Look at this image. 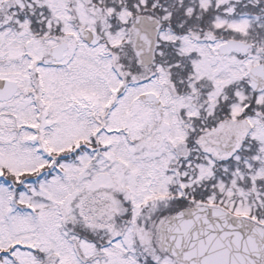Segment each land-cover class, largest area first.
Listing matches in <instances>:
<instances>
[{"label": "rangeland", "instance_id": "obj_1", "mask_svg": "<svg viewBox=\"0 0 264 264\" xmlns=\"http://www.w3.org/2000/svg\"><path fill=\"white\" fill-rule=\"evenodd\" d=\"M2 1L0 0V3ZM226 1L215 0L214 7L227 4ZM41 2L48 5L51 12L49 15L51 18L45 21L46 29H51L48 32L56 34V25L59 22L61 24L60 31L63 34L58 36L59 38L45 37L42 40L35 38L36 40L30 41L32 32L29 29V23L26 24L25 21H20L19 19H16L17 28L14 32L6 30L4 35L6 46L1 55L5 59L6 70L17 74L16 78L20 81V88L16 99L10 101V107L3 111L0 118V174L7 173L14 177L32 176L46 163L44 157L35 151V146L32 144L34 140L33 133L26 129L27 125L37 126L34 122V104L27 92L29 83L26 76V66L28 64L26 54L31 53L38 59L47 60L49 59L48 49L53 42L66 39L71 48L66 53V55L69 54L66 67L70 79L68 84L69 95L74 96L71 99V103L79 106L80 110H77L76 107L70 109L67 106V100L60 101L54 97L51 91L54 89L55 83L60 80V73L43 67L41 69L45 86L43 106L48 116L47 119L54 121L56 119L58 120L57 122H60V125H53L51 122V125L49 124L48 127L44 128L46 146L55 154L61 153L66 143L71 142L77 134L87 133L89 129L95 126L93 121L89 120L91 116L89 112L96 110L102 113L101 118L98 117L96 122L98 124L102 120V147L106 149H102L100 166L87 168L86 170V183L85 185L83 183V185L87 187V192L90 195L96 194L100 197L104 195L102 200L107 199L109 201L110 199L104 194V191H110L109 189L115 187L116 193H123L125 188L130 187V184H134L136 185L133 196L135 206L145 204L151 207V211H154L156 205H160V203L165 205L163 197H167L171 193L169 185L174 183L172 179L173 173L169 175V170L166 169L167 164L163 159V153H160L155 148V142L153 144H148L147 142L143 144V141L149 140L151 136L141 134L144 132L142 125L146 121V117H153L156 111L148 105H142L137 100L140 93L151 90L165 102L168 112L175 111V104L168 97V81L165 79L163 72L160 70V73L148 85H131L120 97H114L112 104V100L109 97L112 93L119 90L120 84L118 78L110 69V59L106 51L108 44L118 46L125 69L132 74L131 76H140L142 72L133 67L135 57L132 54L130 44H127L128 38L126 37L124 26L115 27L110 23V19L103 20L100 17L92 16L87 12L84 5L78 3L76 5L77 19H74L79 22V27L94 28L95 26L102 39L101 44L92 49V47L80 41L78 30H75V25L73 24V17L66 9L64 0H42ZM182 2L184 3L186 15H190L196 10L195 15L205 16V13L211 7L210 0H185ZM9 3L7 2L5 6ZM194 4L197 5L195 9H193ZM7 9L9 8L7 7L5 10ZM225 12L228 13L227 17H220L216 14L208 17L211 21L208 19L198 20L210 22L212 30H219V34H221V30L226 28L233 32V34L230 33L231 36L239 33L241 37H247L252 32L255 35H259L258 30L255 28L259 24H254V20L244 17H233L232 19L229 17L234 12V7L229 2ZM162 16H172V14L166 13ZM8 18H12L9 15V10L0 15V19L5 20ZM122 21L125 23V16H122ZM260 33L264 36L263 32ZM161 34L163 42L171 43L172 48L177 47L181 53L188 51L196 53L195 58L192 60V66L197 70L207 68V61L203 59L206 53H210L211 48L215 50L219 43V38H213L212 36L209 37V41L203 42L190 39L188 35L179 36L172 34L169 30H165ZM27 41H29L28 45ZM263 57L264 42L259 44V46L256 44L253 50L245 56V73L252 65L260 62ZM221 63L213 65L211 73L208 75L212 78L213 84L227 78L228 74L220 73V70L217 75L219 66L224 64L225 67L228 64L227 61H221ZM150 68L154 69L153 67ZM130 70L134 71L130 72ZM246 96H249V94ZM263 99V95L259 96L258 99H255V102L258 104V101L262 102ZM77 112L83 117H77ZM68 113L70 117L66 116ZM75 118H79V120L76 121L74 120ZM170 118H172V114L171 116L168 114V119ZM169 121H172V119ZM252 123L255 124V121L252 120ZM106 127L107 129L118 130L117 137H114L111 143L110 138L104 134ZM149 127V125L146 126V128ZM127 129L131 133L132 144H130L131 141L129 143L125 139L126 136L122 132ZM159 129L163 135L168 133V136L174 139L177 138L174 124L170 126L167 132L162 131V127ZM254 129L252 133L258 135L261 143L258 157L264 163V127L259 124ZM68 130L70 131L67 132ZM249 136L252 138L251 133ZM165 146L164 148L168 149L167 161L168 164H171L174 159L173 150L169 151L171 147ZM172 147L174 148V146ZM45 156L49 158L48 153ZM110 158L112 163L116 162L118 164V173L115 171L114 163H110ZM86 164H89L88 156H86ZM165 165L166 167H164ZM112 169L114 171H111ZM213 169H216L215 165ZM127 170H134L136 172L135 177L143 173L138 178L142 179L139 181L130 177V183H128L125 175L122 174L128 173ZM227 171L228 169H222V174L227 176ZM215 174L214 170L212 184L204 191L203 197L199 195L193 198L191 196V203H206L210 206H218L231 215L250 218L261 225L257 217L258 208L264 206V195L260 192L255 182L256 179L264 178V168H261V166L258 169L256 168L251 176V183L248 184L246 181L239 182L237 179H231V177H228L227 181H225L222 177H216ZM182 176L184 177V183L182 182L181 190L188 195V191L185 188L194 187V184L198 183L190 182L191 180L186 179L185 175L181 173ZM39 180L36 186L29 185V189H26L28 192L23 191L20 193L16 204H13L9 198L7 187L0 184V240L3 239V241L9 243L20 242L39 249L47 255V258L51 259L47 264H137L130 252L128 254L124 252V244L127 246L131 244L130 234L128 238L126 236L125 239L118 240L104 249L101 255H95L97 250L94 248L93 243L86 239L77 238L76 234L72 233L71 235V231L67 233L64 227L65 223L71 221L75 225L82 222L76 215L75 205L82 202V207L85 206L86 199L76 198L82 195L80 194L81 190L77 191L76 196L70 193L72 191L70 184L66 183L57 172L44 178L41 177ZM209 180H204V182L208 183ZM178 192H181L180 189ZM157 195L162 196V198L157 197ZM187 198L188 200L190 199V197ZM189 203L190 201L187 202V205ZM180 206L184 207L186 205ZM25 207L35 210L37 217L31 216L28 211H25ZM172 209H177V205L174 204ZM172 209L167 210L163 217L171 213ZM80 217L85 218L84 215H80ZM87 218L90 219L89 217ZM75 242L76 245L73 244ZM12 254L15 257V262L8 258L4 260V264H41L40 260L34 257V254L30 251L17 249ZM165 264H171V262L166 259Z\"/></svg>", "mask_w": 264, "mask_h": 264}, {"label": "flooded vegetation", "instance_id": "obj_2", "mask_svg": "<svg viewBox=\"0 0 264 264\" xmlns=\"http://www.w3.org/2000/svg\"><path fill=\"white\" fill-rule=\"evenodd\" d=\"M163 19L192 18L167 16ZM1 20L2 19H0V80H10L16 82L19 90L20 81L16 78L17 74L13 71L11 72L6 70L5 59L1 55V52L6 46L4 40L6 28L4 27V20ZM90 29L100 35L95 26ZM8 31L14 32L15 30ZM62 34V32L56 31V34L54 32H50L49 36L51 38H59L58 36ZM62 41H66V39L57 40L49 47V59L42 60L38 59L34 55H30L29 62L26 66V76L29 83V89L27 92L31 101H36L38 103V107L40 106V109H38L34 104L36 110L34 122L37 126L34 125L31 132L34 135L35 143L41 142V146L50 153L53 152L46 146L43 131L44 128L48 127L51 122L53 125H60V122H57L58 120L56 119L55 121L47 119L48 116L43 106L45 97V86L41 70L43 67L50 68L51 70H55L60 73V80L55 83L53 87L54 89L51 91L54 97L60 101L67 100L68 108L71 109L76 107L77 110H80L79 106L71 103V99H73L74 96L69 95L68 84L70 83V79L69 73L66 71L69 54L66 55V53L71 49L70 46L63 53L59 62H55L50 56V50ZM101 42L102 39L99 36V43L97 46L101 44ZM97 46L92 47V49ZM195 54L189 51L186 53L180 52V56L177 60H171L168 53L162 54L161 63L159 64L156 73H160L161 70L165 79H167V90H169L168 97L174 102L175 111L171 113L168 112L167 105L160 99L163 103V112L158 113L155 110L156 112L153 117H146V121L142 125L144 132L141 134L151 136L149 140L143 141V144L146 142L148 144H153L155 142V148L160 153H163V159L165 160L167 167L172 165L174 168L178 169L177 174L185 173V178L191 180L190 182L204 183V180L208 181L213 178L214 158L221 160L223 166L228 169V175L230 174V166L236 165L239 168L245 165L246 135L249 131V129L246 128L247 97L246 73L244 67L245 56L240 55L237 52H232L229 55L222 56L217 53L216 48L215 50L211 48L210 53H206L203 59L207 61V68L197 70L192 66V60L195 58ZM221 61H227L228 64L225 67L224 64L219 66L217 69V75L220 70V73L222 72L228 74L227 78L213 84L212 78L208 75L211 73L212 66L217 63L222 64ZM110 69L116 76L113 62L110 63ZM145 74L146 75L144 77L133 81V83L128 85L126 89L141 81V85H148L151 80H146V78L154 73L148 74L145 71ZM121 91L123 92L124 90ZM119 92L120 90L115 91L110 99L114 100V97H116ZM144 92H151V90H146ZM16 95L17 94H15L10 101H14V99H16ZM259 95L264 96V92L259 93ZM258 97L259 96L252 98L255 101ZM10 101L6 104L4 102H0V118L3 111L10 107ZM250 104H256L259 106V111L252 114V120L255 121V124L250 122V125L252 126L250 133L252 134V139L260 143L258 135L252 132L255 130L254 127L259 124L264 127V99L259 104L256 102H250ZM142 105H148L149 107L155 109L154 103H142ZM69 113L66 116L70 117ZM89 113H91L89 120L93 121L95 126L89 129L87 133L84 132L82 135L77 134L71 142L66 143V146H64L61 153H59L62 166L61 178H63L66 183L70 184L72 189L70 193L73 195L76 196L77 191L81 190L80 194L82 195L77 196V199H83L89 195L86 187H84L86 183L87 168H96L100 166L102 162L101 152L103 144L101 121L98 122V124L96 122L98 117L101 118L102 113L97 112L96 110ZM168 114L169 116L172 114V118H170L172 121H169L170 119H168ZM76 116L79 118L83 117L79 112H77ZM79 118H75L74 120L77 121ZM137 118L140 119L139 117ZM151 120L152 122H150ZM62 123H64V121H62ZM172 124H174L177 134L176 139L168 136V133H165L164 135L160 133V127H162V131L167 132ZM147 125L150 127L146 128ZM69 131L70 130L67 132ZM122 132L126 136L125 139L130 143V131L127 129ZM104 134L110 138L111 143V140L114 139V137H117L118 130L110 128L109 132ZM130 144H132V141ZM164 145H166L165 147H167V145L171 147L169 151L173 150L174 159L171 164H168V149L164 148ZM172 146H174V148ZM86 156L89 158V164H86ZM255 162L259 164L261 160H257ZM255 162H251L250 164H254ZM110 163H112L111 158ZM113 163L115 165V171L118 173V164L116 162ZM112 164L110 165L112 166ZM164 167H166V165ZM111 171H114V169ZM128 173L129 174L126 175L124 173L122 174L125 175L128 183H130L129 178L131 177L133 179L135 174L133 170H130ZM238 173V178L241 180L244 179V174L240 169L238 170ZM134 189L135 186L130 184L127 195H129L131 199L134 198ZM109 190L110 191H104V194L108 196L112 202L117 195L115 192L116 188L114 187Z\"/></svg>", "mask_w": 264, "mask_h": 264}, {"label": "trees", "instance_id": "obj_3", "mask_svg": "<svg viewBox=\"0 0 264 264\" xmlns=\"http://www.w3.org/2000/svg\"><path fill=\"white\" fill-rule=\"evenodd\" d=\"M42 0H10L11 7L9 9V15L16 16L29 23V29L32 32H36V37L41 38L45 33V20L50 19V10L48 5L41 2ZM66 9L75 16L76 5L81 3L89 14L96 17L110 18V23L115 27H119V18L126 16L131 19L135 14H151L157 17H161L167 12L172 16H188L184 10L185 0H64ZM197 1V0H195ZM214 1L211 0V7L205 13V17H211L213 15H219L220 17H227L226 8L228 2L234 7V12L229 15L230 18H238L239 16L254 20V24H259L255 28L258 30L259 35L253 34V32L245 37L246 41L253 44H261L264 42V36L260 33H264V0H227V4L214 7ZM193 8H197L196 4ZM179 11V15H178ZM196 10L189 16H195ZM25 19H28L27 21ZM31 19V20H30ZM36 19V21H34ZM179 19H174L173 22H178ZM185 24L184 31H189L192 34H197L199 39L202 38L200 33H197L199 26L202 25L207 28H211V25L207 22L199 23L194 19H181ZM211 21V19H208ZM172 22V23H173ZM173 23V24H174ZM207 31V30H205ZM227 29H223L220 32H226ZM219 32V31H218ZM123 70L125 66L123 60L120 61ZM137 69L135 66H133ZM134 71V70H133ZM253 148H251V151ZM246 173L249 172V168H245ZM36 175L14 177L4 173L0 175V183L5 185L9 191V197L11 201L16 204L18 196L23 191L28 192L29 185L36 186ZM264 185V181L261 182ZM260 183V184H261ZM129 189V188H128ZM264 190V186H262ZM184 200L181 199L180 202ZM165 205H156L155 210L151 211L148 205L142 204L135 206L136 204L130 199V197L124 196V194L118 193V196L111 202L107 199H93L89 203L87 202L85 208L76 206V215L82 222L73 225L70 222L65 223L64 227L66 232L71 231L77 238L86 239L93 243L94 248L97 250L95 255H101L102 251L111 246L116 240H121L126 231L130 232V246H124L125 254L130 252L137 264H165L166 259L174 264H177L172 258L168 257L165 253L159 250L158 243L156 241V230L161 222L164 213L172 209L174 204L177 205V209L180 206L178 199L171 198L165 199ZM82 209V210H81ZM150 210V211H149ZM176 210V209H175ZM172 209V212L175 211ZM25 211H28L34 218L37 217L35 210L25 207ZM171 212V213H172ZM83 213V214H82ZM264 214V211L262 212ZM80 215H84L85 218H81ZM89 217L90 219H88ZM78 222V221H77ZM73 240V239H71ZM72 242V241H71ZM76 245V242L73 243ZM77 248V247H76ZM17 249L30 251L37 257L41 264H47L51 260L47 258V255L39 249L24 245L20 242H7L0 240V264H4V260L10 258L13 261L15 257L13 252ZM131 250V251H130ZM15 262V261H14Z\"/></svg>", "mask_w": 264, "mask_h": 264}, {"label": "water", "instance_id": "obj_4", "mask_svg": "<svg viewBox=\"0 0 264 264\" xmlns=\"http://www.w3.org/2000/svg\"><path fill=\"white\" fill-rule=\"evenodd\" d=\"M158 28L159 23L151 16L135 18L133 51L140 67L152 64ZM80 36L90 45L98 42L92 30H81ZM66 48V43L54 47L52 58L59 60ZM250 48V43L227 40L217 50L220 55L233 51L246 54ZM248 81L253 92L264 91V61L248 71ZM16 91L15 82L0 80V101H8ZM140 100L154 102L162 112L153 93L141 95ZM156 240L159 249L179 264H264V230L217 208L191 207L168 215L157 230Z\"/></svg>", "mask_w": 264, "mask_h": 264}]
</instances>
